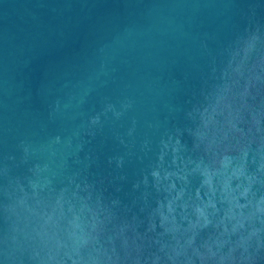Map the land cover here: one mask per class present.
<instances>
[{
  "label": "water",
  "instance_id": "obj_1",
  "mask_svg": "<svg viewBox=\"0 0 264 264\" xmlns=\"http://www.w3.org/2000/svg\"><path fill=\"white\" fill-rule=\"evenodd\" d=\"M0 264H264V0H0Z\"/></svg>",
  "mask_w": 264,
  "mask_h": 264
}]
</instances>
